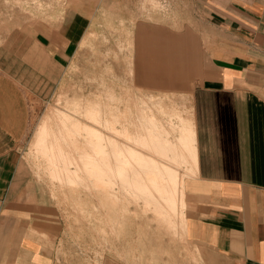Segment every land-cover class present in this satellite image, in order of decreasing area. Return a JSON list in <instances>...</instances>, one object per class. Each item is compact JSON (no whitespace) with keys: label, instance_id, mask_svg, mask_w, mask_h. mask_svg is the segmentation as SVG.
Returning <instances> with one entry per match:
<instances>
[{"label":"rangeland","instance_id":"1","mask_svg":"<svg viewBox=\"0 0 264 264\" xmlns=\"http://www.w3.org/2000/svg\"><path fill=\"white\" fill-rule=\"evenodd\" d=\"M69 8L86 15L90 25L66 67L59 71L51 68L57 75L51 91L36 94L28 131L19 145L14 198L21 208L43 214L58 227L60 239L52 247L54 264H107L108 260L165 264L186 258L176 247H188L184 228L192 209L188 194L196 184V165L189 153L187 164L172 163L151 144L154 140L179 145L184 127L180 117L194 121L190 94L205 64L202 45L176 42L174 33L181 28L169 26L174 21L169 7L160 0H0V45L12 35L21 36L24 43L32 33L37 38L41 29L49 28L46 25L59 23ZM16 46L25 48V44ZM110 96L122 99L114 104L121 111L111 117L140 141V157L157 160L159 166L172 165L179 173L181 215L173 217L172 223L154 203L146 202V196L136 198L135 187L122 192L108 183L96 185L94 177L88 190L58 184L49 176L47 160L35 151L45 121L55 123V105L71 112L81 108L110 110L98 103ZM126 101L131 108L126 107ZM149 164L146 166H154ZM187 167L192 171L189 174L184 172ZM198 258L195 252L194 259Z\"/></svg>","mask_w":264,"mask_h":264},{"label":"crops","instance_id":"2","mask_svg":"<svg viewBox=\"0 0 264 264\" xmlns=\"http://www.w3.org/2000/svg\"><path fill=\"white\" fill-rule=\"evenodd\" d=\"M160 1L169 26L181 28L176 42L201 44L205 59L190 94L197 180L188 247H176L186 258L165 264H264V0ZM89 25L69 8L37 38L12 35L0 45V264H54L58 227L21 208L13 185L36 94L51 91V68L66 67Z\"/></svg>","mask_w":264,"mask_h":264},{"label":"bare ground","instance_id":"3","mask_svg":"<svg viewBox=\"0 0 264 264\" xmlns=\"http://www.w3.org/2000/svg\"><path fill=\"white\" fill-rule=\"evenodd\" d=\"M108 97L98 103L109 106L110 110L100 108L93 111L90 108H81L71 112L55 105L57 115L55 123L54 125L53 122L48 123V119L45 121L37 138L35 151L40 158L42 156L47 160L49 176L58 181V184H70L88 190V182L94 177L97 180L96 185L108 183L109 186L120 188L122 192L135 187L136 198L140 195L146 196V202L154 203L162 217L172 223L173 217L181 215L178 208L181 201L177 198L178 171L172 165L159 166L160 162L157 160L147 161L140 157V141L118 126L119 122L111 117L121 111L120 106L114 104H119L122 99ZM126 102V107H130L129 101ZM180 119L184 122V127L179 145L154 140L151 145L155 152L169 157L172 163L179 162L177 165L187 164L186 154H192L196 165L195 124L190 119L183 117ZM123 133L126 134L125 137ZM120 134L122 136H119ZM150 162L153 163V167L146 166L150 165ZM95 171L99 174L94 173ZM184 172L189 174L192 171L187 167ZM143 189L147 192H141ZM108 192L111 194V190ZM112 192L114 193L113 190Z\"/></svg>","mask_w":264,"mask_h":264}]
</instances>
